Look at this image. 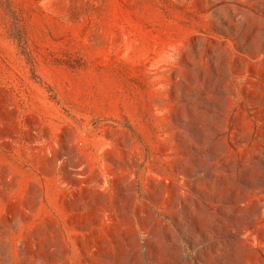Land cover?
I'll return each mask as SVG.
<instances>
[{"label": "rangeland", "instance_id": "374dc122", "mask_svg": "<svg viewBox=\"0 0 264 264\" xmlns=\"http://www.w3.org/2000/svg\"><path fill=\"white\" fill-rule=\"evenodd\" d=\"M0 264H264V0H0Z\"/></svg>", "mask_w": 264, "mask_h": 264}]
</instances>
